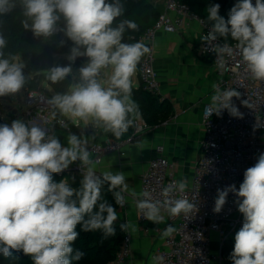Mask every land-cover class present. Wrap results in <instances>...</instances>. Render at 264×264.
Masks as SVG:
<instances>
[{
    "label": "clouds",
    "instance_id": "obj_1",
    "mask_svg": "<svg viewBox=\"0 0 264 264\" xmlns=\"http://www.w3.org/2000/svg\"><path fill=\"white\" fill-rule=\"evenodd\" d=\"M17 10L21 27L34 38L49 41L63 33L73 44L67 56L70 63L26 75L20 57L5 55L7 39L0 30V97L21 92L34 75H43V86L49 91L51 85L69 77L71 81L65 91L47 99L38 91L29 93L47 105L45 123L50 127L22 119L13 120L10 126L0 125V256L14 262L22 254L30 257L32 264L80 261L85 253L73 247L80 235L78 225L85 233L100 231L103 239L116 235L114 225L119 215L102 193L105 186L115 205L123 208L132 197L141 216L157 225L165 222L163 212L170 217L196 213V204L185 195L189 186L186 177L168 184L159 197L147 189L138 193L129 187L124 172L97 171L99 161L92 158L89 149L94 135L86 137L70 130V125H90L119 140L141 116L133 99V78L151 49L143 41L123 42L125 33L139 31V25L133 19H119L125 14L121 0H0V18ZM219 10L218 3L207 7V20L212 25L201 40L217 53L223 67L224 55L232 56L233 47L212 42L230 37L252 78L264 81V0H255V4L238 0L227 20ZM3 23L0 19V26ZM59 43L63 46L65 41ZM78 57H86L87 62L74 72L72 64ZM212 88L215 91L206 116L227 110L230 116L242 119L232 101L241 93L236 89L221 91L217 84ZM241 103L251 108L248 100ZM53 122L69 130L67 146L54 134ZM77 161L82 176L78 188L72 187L68 178L54 182L53 174L64 172ZM229 193L237 197L235 203L243 215L229 258L232 264H264V153L245 170L239 189L235 184L217 189L214 213L222 211ZM120 229L125 233L138 230L131 220L120 224ZM177 231L169 224L160 238H169ZM162 260L153 257V264Z\"/></svg>",
    "mask_w": 264,
    "mask_h": 264
},
{
    "label": "built area",
    "instance_id": "obj_2",
    "mask_svg": "<svg viewBox=\"0 0 264 264\" xmlns=\"http://www.w3.org/2000/svg\"><path fill=\"white\" fill-rule=\"evenodd\" d=\"M255 4V0H252ZM174 12L176 15L172 16ZM198 20L201 24V37L208 34L211 29L209 22L196 15L190 7L179 0H167L165 11L161 12L155 25L142 37L141 41L151 51L145 55L140 63L139 76L144 90L152 95L161 96V84L158 72L155 69V51L153 43L160 32L178 33L182 31L190 21ZM228 43L233 47V55H224L223 67L217 61V53L211 50L206 42L200 41V51L207 55L213 54V65L219 77L217 85L220 90L236 89L241 97L232 98L233 103L243 114V118H235L229 115L227 110H222L220 115L213 113L207 117L205 110L211 107V102L204 107L203 124L205 135L201 142V151L194 167L192 185L185 192L187 198L196 204L198 211L185 217L165 216L171 225L178 231L171 237L165 238L163 246L152 252V257H163L161 264H212L211 250L213 233L219 236V245L222 248L224 241L235 236L242 227L243 215L238 211L235 203L237 197L229 193L226 204L220 213H214L213 208L217 198V189L235 184L239 189L244 179V172L252 167L259 154L264 153V81L254 80L247 71L246 65L236 49V42L223 41L220 37L212 42V45ZM47 99L49 94L42 89L34 90ZM28 91L26 109L24 115L29 119L37 118L42 125L49 117L47 105L39 98H31ZM242 100H248L251 108L243 105ZM214 110V109H213ZM131 135L123 140L106 139L104 142H96L89 146L94 160L101 163L105 155L117 153L121 157L126 156L125 147L140 139L148 130L145 120L139 118ZM53 128L59 127L53 122ZM72 125H70V130ZM69 131L68 129H65ZM80 162L77 161L71 168V172L81 174ZM59 173V176H62ZM174 180H178L172 162L164 155V147L157 146L156 154L150 159L147 170L141 178V191H152L154 197H159L160 191ZM179 196V193H176ZM138 212L141 223L144 219ZM131 254V237L126 233L116 257L110 264H126Z\"/></svg>",
    "mask_w": 264,
    "mask_h": 264
},
{
    "label": "crops",
    "instance_id": "obj_3",
    "mask_svg": "<svg viewBox=\"0 0 264 264\" xmlns=\"http://www.w3.org/2000/svg\"><path fill=\"white\" fill-rule=\"evenodd\" d=\"M159 11L166 9L167 0H148ZM172 16L176 15L174 12ZM201 24L198 20L189 24L178 33L160 32L154 43L155 69L161 84V97L171 108V114L156 125L149 126L146 133L132 144L125 147L126 156L117 153L105 155L101 163L97 164V171H122L126 174L130 188L138 193L141 191V178L147 170L150 159L156 154L159 145L164 147V155L173 163L175 175L179 180L186 177L189 186L192 185L194 167L201 151V142L205 135L203 124L204 107L211 102L214 94L213 84L219 82V77L213 65V60L200 51ZM139 70L133 78V89L141 86ZM133 99L136 101L135 97ZM137 102V101H136ZM23 116L25 121H32L45 127L40 121ZM141 119H143L140 116ZM144 120V119H143ZM54 134L62 146H67L68 132L55 127ZM93 128L72 126L71 132L91 137ZM98 142L109 139L101 129L96 135ZM93 158V157H92ZM74 162L65 170L61 179L68 178L69 182L81 174L71 172ZM58 175V174H57ZM117 224L133 221L137 225V232L127 233L131 237V254L126 264H153L152 252L161 248L164 243L161 233L170 223L166 220L162 224L151 221L141 223L135 200L128 197L127 204L117 210ZM212 264H223L219 245V236L211 235Z\"/></svg>",
    "mask_w": 264,
    "mask_h": 264
},
{
    "label": "trees",
    "instance_id": "obj_4",
    "mask_svg": "<svg viewBox=\"0 0 264 264\" xmlns=\"http://www.w3.org/2000/svg\"><path fill=\"white\" fill-rule=\"evenodd\" d=\"M182 3L187 4L190 9L198 15L200 18L212 24V22L207 20L206 9L209 5L220 4L219 15L225 20L229 18L230 9L234 6L238 0H179ZM125 6V14L119 19H133L139 25V31L136 32H126L124 41L132 43L135 41H141V37L155 25L159 15V12L153 4L148 0H121ZM4 21L3 25L0 26V30L4 32L7 39V47L4 49L5 55L9 53L22 57V62L25 63V74L34 73L38 71H43L51 68L55 65L66 66L70 62L67 58H60L55 61V57L58 55L70 54V49L73 46L72 42L68 40L63 33H59L52 37L49 41H44L43 38H34L31 31H25L20 25L19 11L14 14L8 15L6 17L0 18ZM131 36L133 39L129 40L128 37ZM223 41L235 42L230 37L225 40V38L220 37ZM64 40L63 46L60 45V41ZM147 46V45H146ZM87 62L86 57H78L74 64H72L73 70L77 69L81 65ZM141 63V62H140ZM140 64L137 69L139 70ZM71 81V77L67 78L65 81L51 85V88L55 92H63L66 90L68 84ZM41 82H44L43 75H34L31 80L27 82L25 91L38 90ZM133 96L135 97L139 109L141 112V117L149 126L156 125L162 121V119L167 118L171 114V108L169 103H167L161 96L152 95L150 92L143 89L142 85L138 89H133ZM8 124L7 121L0 117V125ZM136 125L130 127L127 133H125L119 140L128 138L133 132ZM100 129H93L91 136H95V139L90 141V145L98 141L96 136ZM110 139L117 140L111 133H105ZM54 182H59L61 176L53 174ZM81 178H75L70 181L72 187H79ZM102 193L105 199L112 203L116 210L119 209L118 205H115V201L111 192L108 191L107 186L102 189ZM116 229V235L109 237L108 239H103L102 233L100 231L95 232H83L80 226H77V231L80 233L78 239L75 241L73 247L84 252L85 255L80 261H73V264H110L111 261L116 257L117 252L120 248L122 240L125 236V232H122L120 225L115 222L114 225ZM234 236L227 238L222 246L221 255L223 259V264H232L230 260V254L234 247ZM20 258L17 261L10 262L0 256V264H32L30 257L18 254Z\"/></svg>",
    "mask_w": 264,
    "mask_h": 264
},
{
    "label": "rangeland",
    "instance_id": "obj_5",
    "mask_svg": "<svg viewBox=\"0 0 264 264\" xmlns=\"http://www.w3.org/2000/svg\"><path fill=\"white\" fill-rule=\"evenodd\" d=\"M67 56L68 54L58 55L55 57V61H57L60 58H67ZM20 59L22 61V57H20ZM80 67H78L77 69H74L73 71L76 72ZM43 83L44 82H41L38 89H42L43 91H46L51 97L54 94L53 89L51 88V91H49L47 88L43 86ZM27 92L28 91H25L22 89L21 92L15 95L0 97V117L4 119L5 121H7L9 126L11 125V122L16 119H22L25 121L23 112L26 109V104H27L26 93ZM76 178H82V176H78Z\"/></svg>",
    "mask_w": 264,
    "mask_h": 264
},
{
    "label": "water",
    "instance_id": "obj_6",
    "mask_svg": "<svg viewBox=\"0 0 264 264\" xmlns=\"http://www.w3.org/2000/svg\"><path fill=\"white\" fill-rule=\"evenodd\" d=\"M207 57H210V60H213L214 55L213 54H207Z\"/></svg>",
    "mask_w": 264,
    "mask_h": 264
}]
</instances>
